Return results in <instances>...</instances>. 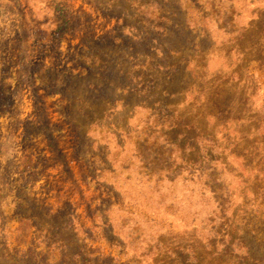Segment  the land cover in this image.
Wrapping results in <instances>:
<instances>
[{
	"label": "rangeland",
	"instance_id": "374dc122",
	"mask_svg": "<svg viewBox=\"0 0 264 264\" xmlns=\"http://www.w3.org/2000/svg\"><path fill=\"white\" fill-rule=\"evenodd\" d=\"M141 13L155 23L168 16L165 26L176 18L181 28L195 26L192 38L205 34L167 60L179 65L170 90L118 99L113 90L93 110L79 74L107 31L122 27L126 36L129 26L147 27ZM103 48L109 56L110 47ZM235 70L238 81L219 82L229 137L214 115L207 117L211 105L202 98L216 99L213 82ZM154 76L140 85L158 83ZM183 124H197L222 145L231 141L232 153L220 155L226 167L216 172L233 203L229 232L264 253V0H0V264H19L17 252L59 223L66 224L64 238L77 233L99 264L108 257L115 259L110 264H154L145 254L155 240L164 243L158 251L165 264H242L204 242L213 198L203 182L184 178L181 157L194 151L168 146L163 136L182 146ZM168 167L172 180L164 173L154 182L147 174ZM108 198L107 222H100ZM32 206L41 216L47 211L49 221L37 219L38 227ZM175 247L178 257L170 254Z\"/></svg>",
	"mask_w": 264,
	"mask_h": 264
},
{
	"label": "trees",
	"instance_id": "16d2710c",
	"mask_svg": "<svg viewBox=\"0 0 264 264\" xmlns=\"http://www.w3.org/2000/svg\"><path fill=\"white\" fill-rule=\"evenodd\" d=\"M115 6L116 5H113V7ZM146 7V4L143 2L139 5L140 9ZM174 14L178 15V12H174ZM141 15H143L146 21L144 23L139 19V22L148 24L147 27L142 25L141 29L146 30L142 31L140 29L138 32L129 26V30H127L126 36H124L121 27V31L114 35L112 31H107L105 35L100 37V40H97L94 44L95 54L88 57L90 67L88 66L87 69L83 70L84 75L81 73L79 74V81L85 80L88 88L90 105L93 110L97 107L95 103L98 104L99 101H102L103 96L104 99H106V95H109L111 98L112 93H114L113 90L120 91L115 99H118V97L131 98L134 94L136 95L137 92L138 96L145 95L146 98L156 97L160 95V93L163 94L167 92L166 90H170L176 80L175 75L172 73L179 70V65L176 64V62H168L167 60L171 58L172 55L180 52L181 44L189 39H193L194 41L199 35L205 34L204 31H198L195 35L196 38H192L190 36L191 31H197V28L188 23L185 24V27L181 28L179 23L182 22L179 21L178 18L174 19V25L172 27L165 26L166 23L171 22V19L164 14L158 17V20H164V22L157 23L150 21L149 18L145 17L144 13H141ZM224 15H227V12H224ZM117 19L119 20V18ZM156 29L160 31L161 34H164L162 39L155 38V34L149 33L151 32L149 30ZM225 34L229 35L228 32ZM243 36L244 35L241 34L235 38L233 37L231 38V42H235ZM195 46L200 52L205 50L203 38L200 39ZM103 47H110L112 51L110 50L109 56H105L109 49L106 50ZM142 55H145L144 59H139ZM187 63L186 60V65L182 66L183 69L187 67ZM153 75H155L153 81L157 80L158 83L151 84V86L140 85L143 79H147ZM238 77L239 72L237 70L218 77V82H213L212 85L214 89L213 92L215 93L213 96L217 95L216 99L211 97L206 98L205 96L202 98V102L206 104L205 106L211 105L212 111L208 112L207 117L214 115L219 123H222L221 130L225 131L227 136H229L228 122L230 121V113L228 107L223 103V101H225V96L222 94L223 90L219 82H229L230 80L238 81ZM153 81H151V83ZM88 85L90 87H88ZM210 85L211 82L208 88H210ZM76 86L74 93L80 88L78 84H76ZM137 104L141 105V102ZM206 113L204 109L200 112V117L206 116ZM195 125L197 124H183L182 127L185 128L186 131L182 134L184 138L182 146L175 142L176 138L170 139L167 134L163 136L165 138V144L167 143L168 146L194 151V157H181V161H185L188 165L186 177L184 178H188L190 181L197 179L203 182L204 190L208 191L213 198L214 206L207 216L209 234L206 236L204 242H206L208 247L211 248L215 246L219 248L222 253L229 255L237 262H242V264H264L263 252H260L256 248L254 249L252 245L247 243L243 238H233L229 232V230L231 231V229H233L235 218L234 211L230 208L233 203L229 191L226 190V188H222L220 174L216 172L218 166L221 167V171L226 167L227 161L225 157H220V155L223 156L227 149L228 153L231 152V141L228 140V142H226L222 140L224 142L222 145L214 135L205 132L203 129L199 128V126L195 127ZM129 133L128 131V134ZM142 161L143 163L145 162V160ZM169 169L170 167L165 170L164 168L163 170L159 169L158 174H151V172L147 174L149 178L154 176V182L161 181L164 173L168 179L172 180V176L168 174ZM92 177L95 178L96 175L93 174ZM109 205L110 198L107 199V206L102 209L101 214L98 216L100 222L103 219L107 222L104 214L108 211ZM35 209L37 210L38 216H36L37 218L34 222L39 227L40 223L38 224V222L47 223L50 217L44 218V214L47 213V211L41 216L42 212L38 210L37 206H32V210ZM57 212V215L62 214V211ZM49 215L56 216L50 213ZM91 216H95L92 210ZM94 219L95 218L92 220ZM51 223H53V221ZM93 225L94 228L99 227L94 221ZM65 228L66 224L61 225L59 223L58 226L52 225V231L49 232L48 235L41 232L37 242H32L31 245H27L24 249L17 252L16 257H19V259L21 258L17 262L19 264H99L101 258L96 259V257L87 252L88 249H86L85 245L79 243L80 239L76 237L77 233L71 235L72 239L64 238L63 231ZM224 229L226 232L223 234ZM163 245L164 243H162L161 240L151 241L150 246L147 247L145 257L152 259L154 264H165L166 262L159 257L160 251H158V248L161 249ZM180 250L181 247L173 248V252H170L171 256L178 257V252ZM105 260L108 261L107 264H110L115 259L114 257H108ZM187 261L188 260H180L178 264H187Z\"/></svg>",
	"mask_w": 264,
	"mask_h": 264
}]
</instances>
